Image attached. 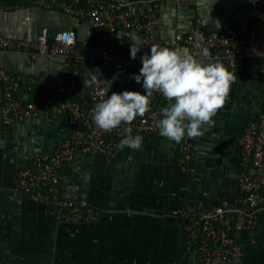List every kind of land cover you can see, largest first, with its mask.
I'll list each match as a JSON object with an SVG mask.
<instances>
[{"label":"crops","instance_id":"obj_1","mask_svg":"<svg viewBox=\"0 0 264 264\" xmlns=\"http://www.w3.org/2000/svg\"><path fill=\"white\" fill-rule=\"evenodd\" d=\"M22 3L28 8L0 11V27L8 37L36 39L39 28L75 29L78 38L92 40L90 21L81 22L57 10ZM129 1V0H117ZM252 0H191L177 4L160 0L161 36L170 40L187 32L197 17L214 30H246ZM264 9V0H257ZM27 15L28 25L23 24ZM121 45L140 44L133 32L119 34ZM64 57H44L36 51H0V68L62 82ZM92 71L99 64L84 60ZM142 64L116 63L112 92L139 91L132 77ZM229 98L213 117L215 125L194 139L195 171L180 170L174 142L149 137L140 150L124 149L116 160L78 153L63 170V186L72 198L86 199L100 213L95 221L66 222L53 203L34 200L16 188L20 169L30 167L41 152L69 141L71 126L64 115L45 114L17 125L0 120V264H194L188 251L186 221L174 210L198 198L234 201L240 195L239 153L246 127L263 105L264 81L259 72L236 74ZM128 77V78H127ZM256 242L246 241L242 264H264V205L258 211Z\"/></svg>","mask_w":264,"mask_h":264},{"label":"built area","instance_id":"obj_2","mask_svg":"<svg viewBox=\"0 0 264 264\" xmlns=\"http://www.w3.org/2000/svg\"><path fill=\"white\" fill-rule=\"evenodd\" d=\"M175 1L180 5L191 2ZM28 2L44 10L60 11L81 22L90 21L94 30L92 40L80 41L75 29L54 30L42 25L36 39H17L6 36L0 27V51H36L44 57L66 60L60 83L0 68V120L4 125L21 124L45 114L68 118L72 130L69 141L53 151L36 155L32 165L20 169L16 178L18 190L36 201L55 204L59 218L66 222L95 221L100 213L86 199L66 194L64 168L78 153L118 159L121 150L117 145L128 135V128L133 137H143V145L159 132L161 109L170 103L161 94L154 93L151 110L137 117L131 125L122 123L111 132L97 128L93 121V108L100 99L97 92L103 90L112 94L110 80L116 63L142 64L141 57L150 54L153 45L181 47L202 59L207 50L212 59L221 61L229 71L243 74L256 70L264 81V9L257 0L251 2L246 30L236 27L214 30L197 17L189 31L177 32L170 40L160 34V0ZM24 8L28 7L22 3L0 4V11ZM30 20L31 16L27 15L23 24L28 25ZM121 32L139 35L142 46L135 60L130 56L133 44L123 46L119 42ZM84 60L95 61L100 67L97 81L85 87L84 80L89 81L94 71ZM143 94H146L145 89ZM194 139L185 136L179 144L174 142L180 170L186 175L195 171ZM240 143L241 195L234 201L198 198L174 210L175 215L186 221L188 251L194 264H242L246 241L256 242L258 211L264 205V95L262 108L246 127Z\"/></svg>","mask_w":264,"mask_h":264},{"label":"clouds","instance_id":"obj_3","mask_svg":"<svg viewBox=\"0 0 264 264\" xmlns=\"http://www.w3.org/2000/svg\"><path fill=\"white\" fill-rule=\"evenodd\" d=\"M142 45L134 43L130 56L136 59ZM204 58H198L181 47L153 45L150 54L141 57L142 67L133 79L141 83L146 94L139 91H98L100 97L93 108V121L97 128L111 132L122 123L131 125L137 117L151 110L154 93L161 94L170 103L161 109L158 121L159 135L179 144L185 136L197 138L215 125L213 117L223 109L236 80V72L229 71L219 60L212 59L205 50ZM84 87L97 81L98 73L91 72ZM106 97V98H105ZM128 135L117 147L140 150L143 137Z\"/></svg>","mask_w":264,"mask_h":264},{"label":"trees","instance_id":"obj_4","mask_svg":"<svg viewBox=\"0 0 264 264\" xmlns=\"http://www.w3.org/2000/svg\"><path fill=\"white\" fill-rule=\"evenodd\" d=\"M124 149H128V151H129L130 153L133 152V151L130 150L129 148H126V147H125ZM124 149H123V150H124ZM123 150H121V153H122ZM121 153H120V154H121ZM245 238H246V237L244 236V239H245Z\"/></svg>","mask_w":264,"mask_h":264},{"label":"rangeland","instance_id":"obj_5","mask_svg":"<svg viewBox=\"0 0 264 264\" xmlns=\"http://www.w3.org/2000/svg\"><path fill=\"white\" fill-rule=\"evenodd\" d=\"M128 78V77H127Z\"/></svg>","mask_w":264,"mask_h":264}]
</instances>
